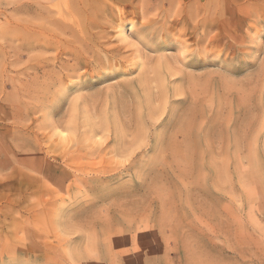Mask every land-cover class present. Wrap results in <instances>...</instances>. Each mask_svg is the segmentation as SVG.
<instances>
[{"label": "rangeland", "instance_id": "obj_1", "mask_svg": "<svg viewBox=\"0 0 264 264\" xmlns=\"http://www.w3.org/2000/svg\"><path fill=\"white\" fill-rule=\"evenodd\" d=\"M0 264H264V0H0Z\"/></svg>", "mask_w": 264, "mask_h": 264}, {"label": "bare ground", "instance_id": "obj_2", "mask_svg": "<svg viewBox=\"0 0 264 264\" xmlns=\"http://www.w3.org/2000/svg\"><path fill=\"white\" fill-rule=\"evenodd\" d=\"M139 7H140V15H143L144 14V9H143V7L144 6H142V5H139ZM177 10H176V13H177V15H179L180 14V12H186V10H184L183 9V7L181 6V4L179 3L178 5H177ZM196 15H200L201 14V17H200V19L198 20V24L199 25H201L202 26V30H206V27H207V16H205L204 15V13L205 12H203L202 10H199V9H197L196 10V12H194ZM122 14H124V12H121L120 13V15L118 16V19H120L121 21H122V19H123V17H122ZM187 14H189L188 12H187ZM179 19H182V18H180L179 16H176V18H175V20H179ZM174 20V21H175ZM90 21H93L92 19H90ZM171 23L173 22V21H170ZM80 23V20H77V24H79ZM117 24V23H116ZM149 24H151V21L150 20H148L147 22H144L143 23V25H149ZM91 26V25H90ZM90 26H89V28H90ZM95 26V25H94ZM125 30V29H124ZM122 34H125V31H122L121 32ZM94 37H105V34H103V32L102 31H99L97 34H95V35H93ZM205 39H206V37L204 36V34H202V36H201V38L199 39V41L200 42H204L205 41ZM108 51H111L112 53L113 52H116L117 51V47H112L110 50H108ZM200 52H204V47H201L200 48Z\"/></svg>", "mask_w": 264, "mask_h": 264}]
</instances>
